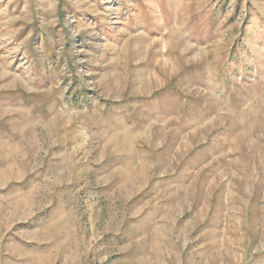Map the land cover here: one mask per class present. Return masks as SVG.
Masks as SVG:
<instances>
[{
  "label": "rangeland",
  "instance_id": "374dc122",
  "mask_svg": "<svg viewBox=\"0 0 264 264\" xmlns=\"http://www.w3.org/2000/svg\"><path fill=\"white\" fill-rule=\"evenodd\" d=\"M0 264H264V0H0Z\"/></svg>",
  "mask_w": 264,
  "mask_h": 264
}]
</instances>
